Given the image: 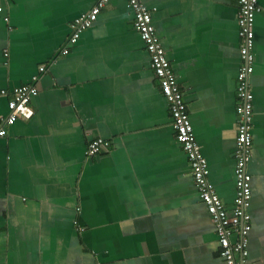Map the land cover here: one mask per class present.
I'll list each match as a JSON object with an SVG mask.
<instances>
[{"label":"crops","instance_id":"0c3cea01","mask_svg":"<svg viewBox=\"0 0 264 264\" xmlns=\"http://www.w3.org/2000/svg\"><path fill=\"white\" fill-rule=\"evenodd\" d=\"M142 1L182 91L207 179L230 211L237 0ZM95 3L0 0V89L38 76L31 119L5 126L0 100V264H226L127 0H111L61 54L70 23ZM258 5L246 264H264V0ZM96 138L108 146L86 158Z\"/></svg>","mask_w":264,"mask_h":264},{"label":"built area","instance_id":"2783aa9c","mask_svg":"<svg viewBox=\"0 0 264 264\" xmlns=\"http://www.w3.org/2000/svg\"><path fill=\"white\" fill-rule=\"evenodd\" d=\"M111 0H96L90 12L82 14L72 20L67 48L61 54L68 53V47L76 44L81 33L90 28L96 21L100 11ZM128 7L133 12V27L139 34L146 51L149 54L150 68L158 80L161 93L167 103L171 125L175 138L186 153L187 161L198 196L204 204L210 220L214 226L218 252L226 264H246L248 256V233L250 231L251 216L248 212L251 200V176L247 172V163L251 156V133L253 117V94L249 87V76L254 70V22L261 11L258 0H237L236 15L239 38V62L236 86V136H235V195L230 211H227L214 187L208 181V167L206 159L195 140L193 127L189 119L187 106L183 100L182 91L177 83L169 60L166 58L152 24L151 10L142 0H127ZM2 8L0 7V12ZM4 20H7L5 18ZM46 67L38 68L44 73ZM32 83L16 87L10 91L0 89V100L5 99L8 114L1 119L3 124L13 125L19 118L26 120L34 116L30 106L31 100L37 96L36 82L38 76L31 78ZM6 131L0 127V138ZM108 146V142L96 138L88 143L84 156L92 157Z\"/></svg>","mask_w":264,"mask_h":264}]
</instances>
